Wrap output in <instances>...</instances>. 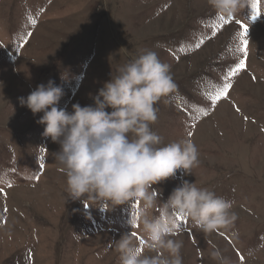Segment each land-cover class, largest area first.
I'll use <instances>...</instances> for the list:
<instances>
[{"label": "rangeland", "instance_id": "1", "mask_svg": "<svg viewBox=\"0 0 264 264\" xmlns=\"http://www.w3.org/2000/svg\"><path fill=\"white\" fill-rule=\"evenodd\" d=\"M258 7L248 0L221 19L208 0H0V264H120L114 242L140 202L68 197L59 145L42 135L43 113L19 98L51 79L63 90L58 107L91 104L145 49L170 65L176 85L152 128L165 143L191 138L200 161L153 187L166 200L187 179L232 200L237 214L212 233L177 217L183 264H218L215 248L229 264H264V0ZM240 60L246 67L233 74ZM224 84L227 95L214 99ZM133 231L143 249L140 226Z\"/></svg>", "mask_w": 264, "mask_h": 264}, {"label": "clouds", "instance_id": "2", "mask_svg": "<svg viewBox=\"0 0 264 264\" xmlns=\"http://www.w3.org/2000/svg\"><path fill=\"white\" fill-rule=\"evenodd\" d=\"M208 4L216 15L229 18L240 14L248 0ZM175 87L170 65L145 49L110 73L91 104L75 103L72 111L58 107L63 90L51 79L19 98L33 115L43 113L37 120L44 125L42 135L59 145L54 157L66 176L68 197L114 205L140 202L138 213L128 221L131 230L114 242L120 264H183V241L174 238L177 217L189 219L204 233L228 229L237 220L233 201L208 187L183 179L166 200L153 187L175 177L178 170L191 174L200 163L191 138L165 143L152 128L158 118L157 102ZM156 208L158 214L150 215ZM137 225L143 249L133 231ZM210 255L218 264H229L219 248Z\"/></svg>", "mask_w": 264, "mask_h": 264}, {"label": "snow or ice", "instance_id": "3", "mask_svg": "<svg viewBox=\"0 0 264 264\" xmlns=\"http://www.w3.org/2000/svg\"><path fill=\"white\" fill-rule=\"evenodd\" d=\"M254 3L257 5V12L259 14V7H258L259 6V0H254ZM221 19H223V17H221ZM243 27L245 28V31H246L247 30V25L245 24ZM244 45H245V47H244L243 51L247 52V41L246 40L244 41ZM197 46H199V45H197ZM245 67H246V60H240L239 63L237 64V66H236V69L233 70V74H235L236 71L241 70V69H243ZM231 87H232L231 84H224L223 88L216 94L214 99L218 100L221 96H226L228 90ZM189 135H192V133H189ZM37 179H38V177H37ZM10 186L11 185L9 184V187ZM2 191H3V189H0V192H2ZM137 204L139 205L138 201H137ZM179 218L183 219L184 217H179ZM134 235H135V233H134ZM141 243H143V241H141Z\"/></svg>", "mask_w": 264, "mask_h": 264}]
</instances>
